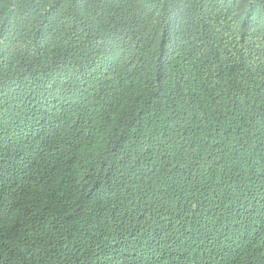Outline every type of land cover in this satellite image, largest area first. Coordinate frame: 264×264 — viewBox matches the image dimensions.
Returning <instances> with one entry per match:
<instances>
[{"label": "trees", "instance_id": "16d2710c", "mask_svg": "<svg viewBox=\"0 0 264 264\" xmlns=\"http://www.w3.org/2000/svg\"><path fill=\"white\" fill-rule=\"evenodd\" d=\"M0 264H264V0H0Z\"/></svg>", "mask_w": 264, "mask_h": 264}]
</instances>
